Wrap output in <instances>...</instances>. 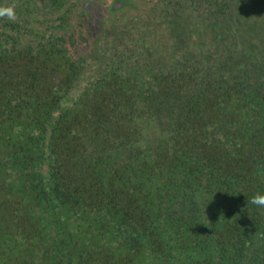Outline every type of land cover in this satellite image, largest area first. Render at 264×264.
<instances>
[{
	"label": "trees",
	"instance_id": "obj_1",
	"mask_svg": "<svg viewBox=\"0 0 264 264\" xmlns=\"http://www.w3.org/2000/svg\"><path fill=\"white\" fill-rule=\"evenodd\" d=\"M9 4L0 166L46 199L87 194L132 247L147 238L185 254L182 264H264V208L250 202L264 193V0H0ZM157 140L161 184L147 209H184L169 212L172 232L134 213L140 185L112 180ZM131 167L142 182L144 164ZM81 205L73 199L75 217ZM86 251L57 264H130L110 246Z\"/></svg>",
	"mask_w": 264,
	"mask_h": 264
},
{
	"label": "flooded vegetation",
	"instance_id": "obj_2",
	"mask_svg": "<svg viewBox=\"0 0 264 264\" xmlns=\"http://www.w3.org/2000/svg\"><path fill=\"white\" fill-rule=\"evenodd\" d=\"M133 136L136 137L137 134ZM163 146V141L157 140L150 146L148 144L141 146V150H137L138 155L137 151L135 154L130 152L129 157H125L121 164L126 166L124 170L127 172L121 173L122 178L116 176L112 177V180L121 185L130 183L135 189L140 185L141 192L136 195L139 206L136 204L131 206L134 213L136 212L139 217L144 216L147 224L151 221L150 225H156L168 232L171 229L172 232L175 229L172 225L179 218L170 217L172 213L169 212H185L184 209L175 210L173 205H168L161 212H153L147 209L149 205L146 202L156 199L155 192L161 184L157 181L156 172L159 169L158 153L162 151ZM131 158L137 160L132 161L135 165L141 163L145 166L143 181L140 183L134 174L135 167H131ZM9 166L7 163L0 166V264H57L61 260L60 257L66 255L74 261L79 254L77 251H83L81 254H85L92 245L99 244L102 248L112 247V254L116 258L122 257L130 264H162L166 258L169 264L187 263L185 254L182 257L175 252L161 254L156 251L160 250V246H152L147 238L139 237L143 242L137 239L134 243L136 245L132 247L120 234L123 229H119L105 218L106 212H109L106 206L99 203L90 205L87 194H72L69 198L63 199L60 193L64 191L54 192L55 190L51 189L46 199L43 197L46 193L42 192L35 180H29L30 177L19 172L13 174V169ZM128 169L132 172L129 173ZM260 171L258 170L257 174L262 173ZM126 177L131 181H127ZM56 193H59L62 199H54ZM73 199L79 200L82 204L80 207L84 208V211L77 209L80 217L79 215L75 217L76 215L72 213ZM125 205L124 202H120L118 211L124 212L120 207ZM97 253H94L95 256Z\"/></svg>",
	"mask_w": 264,
	"mask_h": 264
},
{
	"label": "clouds",
	"instance_id": "obj_3",
	"mask_svg": "<svg viewBox=\"0 0 264 264\" xmlns=\"http://www.w3.org/2000/svg\"><path fill=\"white\" fill-rule=\"evenodd\" d=\"M15 8V4L0 6V19L6 18L8 20H14L16 17ZM250 202L260 208H264V193L255 194Z\"/></svg>",
	"mask_w": 264,
	"mask_h": 264
}]
</instances>
